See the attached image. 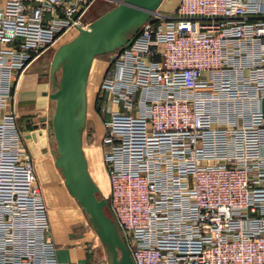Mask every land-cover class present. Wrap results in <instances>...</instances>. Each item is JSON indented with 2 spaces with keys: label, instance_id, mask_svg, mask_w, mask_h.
<instances>
[{
  "label": "built area",
  "instance_id": "obj_1",
  "mask_svg": "<svg viewBox=\"0 0 264 264\" xmlns=\"http://www.w3.org/2000/svg\"><path fill=\"white\" fill-rule=\"evenodd\" d=\"M96 1L0 0V264H61L13 92ZM94 114L134 264H264V0L158 10L110 52Z\"/></svg>",
  "mask_w": 264,
  "mask_h": 264
},
{
  "label": "water",
  "instance_id": "obj_2",
  "mask_svg": "<svg viewBox=\"0 0 264 264\" xmlns=\"http://www.w3.org/2000/svg\"><path fill=\"white\" fill-rule=\"evenodd\" d=\"M162 1H118L57 47L47 73L54 88L49 94L55 102L49 121L56 144L54 163L100 239L107 264H134V261L116 221L106 211L107 200L97 195L99 187L89 172L83 149L88 76L94 58L122 47L158 11Z\"/></svg>",
  "mask_w": 264,
  "mask_h": 264
},
{
  "label": "crops",
  "instance_id": "obj_3",
  "mask_svg": "<svg viewBox=\"0 0 264 264\" xmlns=\"http://www.w3.org/2000/svg\"><path fill=\"white\" fill-rule=\"evenodd\" d=\"M177 1L163 0L158 10L162 13H170L175 8ZM97 2L111 5V7L115 5L112 2L103 0H98L95 3ZM98 16L90 19L87 14V19L93 21ZM68 33L73 38L77 34V31L70 30ZM34 63L31 62L26 68L18 85L15 87L13 92V108L17 115L18 123L22 128L26 146L34 158L36 175L41 185L44 201L47 205L52 239L57 246V258L61 264H102L96 261L91 255V235L88 229L90 224L87 215L77 200L67 190L63 176L54 163L56 144L49 124L55 107V102L49 97V94L54 88L47 74L48 72L44 71L39 75L33 68ZM103 68L101 66L95 72L96 83L90 94L92 114L94 113L97 85L104 72ZM88 84L89 76L86 87L87 111L89 97ZM97 126L101 129L98 122ZM98 133H100L99 130ZM97 152L99 154V151ZM98 154L94 157V161H92V158L89 159L86 156L88 168L91 161L94 162L96 171L98 170L103 177L105 173L100 154Z\"/></svg>",
  "mask_w": 264,
  "mask_h": 264
},
{
  "label": "rangeland",
  "instance_id": "obj_4",
  "mask_svg": "<svg viewBox=\"0 0 264 264\" xmlns=\"http://www.w3.org/2000/svg\"><path fill=\"white\" fill-rule=\"evenodd\" d=\"M109 7H111V5H108V4L106 5V4H103L102 2L95 3L93 5V8L91 9V11L88 13V18L91 19V18H94L95 16H98L99 14H101L102 12L107 10ZM71 38H72L71 34L70 33H66L57 42V44L55 45L54 48H51L48 51L44 52L42 54V56L38 57L36 60L33 61V62H35L33 68L37 71V73L39 75H40V73H42L44 71L45 72H49L50 63H51V60H52V57H53V54H54L55 50L57 49V47L59 45H61L62 42H65V41L67 42V40L69 41ZM119 48H121V47H119ZM109 54H110V52H107V53H104V54L96 56L94 58V60H93V63H92V66H91V70H90V74H89L88 111H87V120H86V124H85V128H84V132H83V149L85 151V156H87L89 159L92 158V161H94V157L98 154L97 151H99V154H100V149H99V147L94 145L95 144L94 138H93L92 134L90 133V132H93L92 128H90V126L91 125L93 126V124L96 125L95 121H97V118H96L95 114L94 113L92 114V111H91V97H90V94H91V91L93 89V86L96 83V80H95L96 74H95V72H96L97 69H100L101 66L104 67L103 70L105 69L106 62H107V59L109 57ZM98 130L101 132L100 128H98ZM94 131L97 132V133H94V135L99 137L100 133H98L97 130H94ZM100 159H101V157H100ZM92 161L90 163L89 170H90V173H91V176H92L93 180L95 181V183L99 187V192L97 193V195L99 197L106 198V196L108 194V185H109L106 173L104 171V173H105L104 175L105 176L102 177L101 173H99L98 170L96 171V167L94 166V162H92ZM103 170H104V168H103ZM106 211H107V213L110 214L108 207L106 208ZM88 229H89V233L91 235L90 248H91L92 257L96 261H99V263L107 264V258H106L105 250H104V247H103L100 239L96 235L95 231L91 228V226H89Z\"/></svg>",
  "mask_w": 264,
  "mask_h": 264
},
{
  "label": "flooded vegetation",
  "instance_id": "obj_5",
  "mask_svg": "<svg viewBox=\"0 0 264 264\" xmlns=\"http://www.w3.org/2000/svg\"><path fill=\"white\" fill-rule=\"evenodd\" d=\"M95 123H96V125L93 124V126L92 125L90 126V128H92V131L98 130L97 122L95 121ZM90 133L93 134V132H90Z\"/></svg>",
  "mask_w": 264,
  "mask_h": 264
}]
</instances>
